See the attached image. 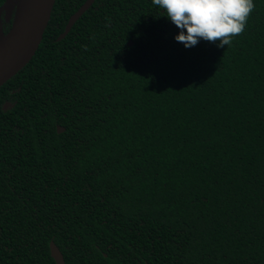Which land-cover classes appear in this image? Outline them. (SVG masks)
Instances as JSON below:
<instances>
[{"label": "trees", "instance_id": "obj_1", "mask_svg": "<svg viewBox=\"0 0 264 264\" xmlns=\"http://www.w3.org/2000/svg\"><path fill=\"white\" fill-rule=\"evenodd\" d=\"M85 2L0 88V264H264V0L224 48L152 0L58 41Z\"/></svg>", "mask_w": 264, "mask_h": 264}, {"label": "water", "instance_id": "obj_2", "mask_svg": "<svg viewBox=\"0 0 264 264\" xmlns=\"http://www.w3.org/2000/svg\"><path fill=\"white\" fill-rule=\"evenodd\" d=\"M57 0H6L0 7V88L17 75L35 56L44 33L51 19ZM96 0H87L69 19L64 32L58 37L63 40L72 30L78 20L93 6ZM17 6L13 25L7 34L3 33L1 16L6 12L9 22L14 7ZM132 46L133 43L129 42ZM14 105L6 103L4 110ZM58 133L65 128L58 127ZM51 256L56 264H66L64 256L57 245L50 243Z\"/></svg>", "mask_w": 264, "mask_h": 264}, {"label": "clouds", "instance_id": "obj_3", "mask_svg": "<svg viewBox=\"0 0 264 264\" xmlns=\"http://www.w3.org/2000/svg\"><path fill=\"white\" fill-rule=\"evenodd\" d=\"M179 29L175 37L186 48L200 40L224 48L243 35L256 8L254 0H152Z\"/></svg>", "mask_w": 264, "mask_h": 264}, {"label": "flooded vegetation", "instance_id": "obj_4", "mask_svg": "<svg viewBox=\"0 0 264 264\" xmlns=\"http://www.w3.org/2000/svg\"><path fill=\"white\" fill-rule=\"evenodd\" d=\"M87 1V0H86ZM6 2V1H5ZM4 2V3H5ZM16 9H17V6L14 7L12 13H11V19L10 21L8 22L7 19H6V12H3L2 13V16H1V22H2V30H3V33L4 34H7L10 29L12 28V25H13V20H14V16H15V12H16Z\"/></svg>", "mask_w": 264, "mask_h": 264}]
</instances>
